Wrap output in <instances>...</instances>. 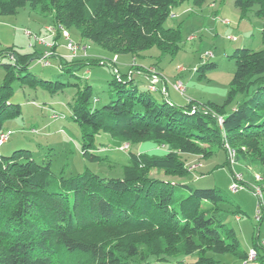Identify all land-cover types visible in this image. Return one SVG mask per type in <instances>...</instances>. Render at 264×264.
Returning a JSON list of instances; mask_svg holds the SVG:
<instances>
[{
    "label": "trees",
    "instance_id": "1",
    "mask_svg": "<svg viewBox=\"0 0 264 264\" xmlns=\"http://www.w3.org/2000/svg\"><path fill=\"white\" fill-rule=\"evenodd\" d=\"M188 1L0 0V15H16L28 6L50 16L56 29H77L80 46L88 50L93 43L110 55L56 58L60 69L73 76L96 65L115 70L108 103L101 108L94 106L99 99L89 83L76 84L71 109L73 120L82 126L86 157L102 160L90 151L100 134L121 146L140 142L167 146L162 155L131 153L121 178H102L89 170L56 178L51 163L38 162L30 150L0 155V264H221L212 254H230L246 264L249 254L240 249L235 230L223 218V205L231 201L219 189L162 180L150 171L185 177L190 169L183 156L206 159L213 154L210 145L223 146L225 141L238 161L264 168V48L233 53L236 72L223 105L193 100L183 107L166 101L160 105L147 81L148 91H140L133 75H123L117 68L121 56L131 55L136 63L153 48L162 55H175L181 27L167 29L165 23L174 8ZM192 1L202 7L226 0ZM234 5L242 17L252 12L262 20L264 44V0H234ZM60 37L59 32L56 38ZM34 49L23 55L14 48L0 49V66L5 70L0 136L5 134L3 123L22 113L21 106L12 103L15 81L34 89L41 86L52 94L65 85L30 72V59L47 52ZM3 58L12 63L2 64ZM216 68V63L207 62L198 72L204 75ZM102 229L120 230L137 239L98 241L94 234ZM151 233L159 236L142 245L138 242L139 234ZM161 236L169 241L180 238L181 251L162 247ZM254 248L259 250L257 245Z\"/></svg>",
    "mask_w": 264,
    "mask_h": 264
},
{
    "label": "rangeland",
    "instance_id": "2",
    "mask_svg": "<svg viewBox=\"0 0 264 264\" xmlns=\"http://www.w3.org/2000/svg\"><path fill=\"white\" fill-rule=\"evenodd\" d=\"M165 27H181L180 49L175 55H162L157 48H153L145 53L144 58L136 60V63L131 55H126L121 56L117 64L121 74L134 76V83L138 84L140 91H148L147 82L151 84L153 77L158 78V90L152 92V96L160 105L166 101L183 107L190 100L201 104L213 102L223 105L236 72L233 53L241 48L253 51L264 48L262 20L252 12L248 17H242L234 0L210 1L202 7H196L192 0L185 2L174 8ZM67 31L74 42L81 41L77 29ZM59 32L61 37L56 38ZM36 36L50 45L38 43ZM66 45L62 30L53 26L50 16L32 11L28 6L20 9L16 15H0V49L14 48L18 54L23 55L33 53L34 47L46 48L44 55L50 54L52 58L48 61L51 65L44 66L46 59L32 57L30 72L38 79L65 84L56 94H52L41 86L34 89L27 84L22 85L20 81L14 82L12 103L20 105L22 113L3 123L1 132L9 134V138L0 147V155L7 157L20 149L30 150L38 162L51 163L52 175L56 178H69L87 170L102 178H121L124 166L130 164L131 153L164 154L166 145L140 142L121 146L109 135L100 134L96 136L94 148L90 151L102 157V160L89 159L84 155L82 126L73 120L71 109L78 90L76 84L81 87L89 83L94 89L95 99H99L94 106L101 108L108 103L110 82L115 78V70L112 66L96 65L85 71H77L75 76L65 73L58 66L56 58L69 59ZM88 47L87 53H80L79 57L110 56L93 43ZM54 48L56 49L53 50ZM207 54L212 56L207 57ZM207 62L216 63L217 68L201 75L198 69ZM8 63H12L9 58L2 59V64ZM137 69L142 73L136 72ZM4 76L5 70L0 66V85ZM178 84L183 85V94L175 89ZM163 88H166V93ZM211 146L209 150L213 154L206 159L197 155L183 156L190 169L185 177L157 170H151L150 174L162 180L186 183L193 188L219 189L231 201V205H223L224 222L235 230L240 249L250 253L246 264H260L264 261V208H261L260 198L254 193L253 187L259 186L264 192V168L247 166L244 161H238L236 151L226 141L223 146ZM232 160L235 161L234 164L231 163ZM239 174L242 175L238 184L241 187L235 191L234 175ZM237 210H241L238 215ZM259 210L261 218L258 221ZM134 236L114 229H102L94 234L98 241L110 238L130 239ZM138 236V242L142 245L151 237L159 235L151 233ZM181 242L178 237L172 241L165 236L160 239L162 247L177 252L182 249ZM256 245L259 250L254 248ZM212 256L221 264H245L230 254ZM192 260L193 258L188 259Z\"/></svg>",
    "mask_w": 264,
    "mask_h": 264
},
{
    "label": "built area",
    "instance_id": "3",
    "mask_svg": "<svg viewBox=\"0 0 264 264\" xmlns=\"http://www.w3.org/2000/svg\"><path fill=\"white\" fill-rule=\"evenodd\" d=\"M61 30L63 32L65 40L67 41L66 49L69 52V57L70 58H77V57L80 56V53H87V47H82L79 44H77L76 42H74L71 39V36H70V34L68 33L67 30H65L63 28H61ZM36 40L40 44H43V43L45 44L46 43L42 38L37 37V36H36ZM46 44L50 45L48 43H46ZM49 55L50 54L47 53L46 55H44V57L41 58V60L46 59V61L44 62V66H50L51 65L50 62L48 61V59H51V57ZM211 56H212V54H207V57H211ZM114 61H116V57H115ZM101 64L103 65L104 62H101ZM158 83H159L158 78L153 77L152 81H151V84H150V89L152 91H157V84ZM175 89L177 91L181 92L182 94L184 93V90H185L182 84L176 85ZM163 91H164V93H166L167 92L166 88H163ZM8 138H9V134H1V136H0V146L3 145L8 140ZM233 155H235V154L233 153ZM234 162H235L234 160L231 161L232 164H234ZM234 180H235V183H234L233 189L235 191H237L241 187L238 184L242 180V175L241 174L234 175ZM253 190H254V193L260 198V206L263 209L264 208V207H262V205H264V192H263V190L259 186L253 187ZM260 213H261V211L259 210L258 211V218H257L258 221L261 218L260 217ZM252 255H255V253L252 252Z\"/></svg>",
    "mask_w": 264,
    "mask_h": 264
},
{
    "label": "crops",
    "instance_id": "4",
    "mask_svg": "<svg viewBox=\"0 0 264 264\" xmlns=\"http://www.w3.org/2000/svg\"><path fill=\"white\" fill-rule=\"evenodd\" d=\"M42 47H43V46H42ZM36 49H37V48H36ZM42 49L45 50L46 48L43 47ZM37 50H38V49H37ZM60 56H64V55H60ZM96 56H97V55H96ZM99 56H101V55H98V57H99ZM39 58L41 59L42 57H39ZM120 59H121V58H119V62H120ZM123 64H125V63H123ZM128 67H129V66H128ZM133 78H134V76H133ZM145 82H146V80H145Z\"/></svg>",
    "mask_w": 264,
    "mask_h": 264
},
{
    "label": "bare ground",
    "instance_id": "5",
    "mask_svg": "<svg viewBox=\"0 0 264 264\" xmlns=\"http://www.w3.org/2000/svg\"><path fill=\"white\" fill-rule=\"evenodd\" d=\"M7 141H8V140H7ZM7 141H6V142H7ZM6 142H5V143H6ZM5 143H4V144H5Z\"/></svg>",
    "mask_w": 264,
    "mask_h": 264
}]
</instances>
